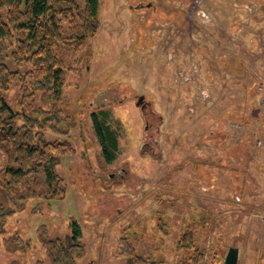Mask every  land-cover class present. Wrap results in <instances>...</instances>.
Instances as JSON below:
<instances>
[{"label":"rangeland","instance_id":"1","mask_svg":"<svg viewBox=\"0 0 264 264\" xmlns=\"http://www.w3.org/2000/svg\"><path fill=\"white\" fill-rule=\"evenodd\" d=\"M98 1L95 33L57 51L59 97L29 105L53 117L45 137L71 148L56 165L65 196L28 198L0 222V264H48L38 234L64 238L73 220L86 250L76 264H127L122 235L175 264L190 223L207 260L236 247L237 264H264V0ZM20 86L3 93L14 110ZM101 110L118 136L112 161L93 127ZM0 205L11 211L2 189ZM16 236L25 248L7 251Z\"/></svg>","mask_w":264,"mask_h":264},{"label":"trees","instance_id":"2","mask_svg":"<svg viewBox=\"0 0 264 264\" xmlns=\"http://www.w3.org/2000/svg\"><path fill=\"white\" fill-rule=\"evenodd\" d=\"M98 6V0H0V10L5 11L0 18V56L8 57L12 65L0 61V153L7 160L0 169V189L11 205L8 213L0 205V222L11 212L22 210L28 198L58 200L65 196L64 179L56 165L71 148L67 141L45 137V129L54 127L53 117L42 105H29L36 92H40L41 102L59 97L66 66L57 51L78 50L83 40L95 33ZM12 84L21 85L20 108L16 110L3 96ZM91 117L102 155L107 161L114 160L118 136L107 123V112L91 113ZM194 226L190 223L179 231L174 241L179 253L175 264H216L217 254L207 260L205 249L197 246ZM70 227L64 238L38 234L48 264H76L85 256L80 226L73 220ZM13 240L14 246L4 242L7 251L25 248L19 236ZM118 245L127 264H156L150 254L137 252L131 236H120Z\"/></svg>","mask_w":264,"mask_h":264},{"label":"water","instance_id":"3","mask_svg":"<svg viewBox=\"0 0 264 264\" xmlns=\"http://www.w3.org/2000/svg\"><path fill=\"white\" fill-rule=\"evenodd\" d=\"M143 101V96H140L138 100L136 101V105L139 106ZM238 261V248L236 247H230L223 259L222 264H237Z\"/></svg>","mask_w":264,"mask_h":264},{"label":"flooded vegetation","instance_id":"4","mask_svg":"<svg viewBox=\"0 0 264 264\" xmlns=\"http://www.w3.org/2000/svg\"><path fill=\"white\" fill-rule=\"evenodd\" d=\"M146 104H147V103H145V104L142 103V104H141V108H144V107L146 106Z\"/></svg>","mask_w":264,"mask_h":264},{"label":"built area","instance_id":"5","mask_svg":"<svg viewBox=\"0 0 264 264\" xmlns=\"http://www.w3.org/2000/svg\"><path fill=\"white\" fill-rule=\"evenodd\" d=\"M261 142L259 141V144H260Z\"/></svg>","mask_w":264,"mask_h":264}]
</instances>
